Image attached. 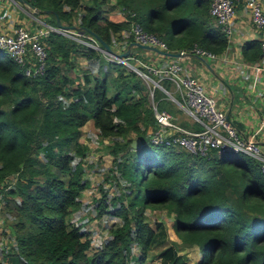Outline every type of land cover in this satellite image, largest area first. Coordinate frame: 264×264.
Returning a JSON list of instances; mask_svg holds the SVG:
<instances>
[{
  "label": "trees",
  "instance_id": "trees-1",
  "mask_svg": "<svg viewBox=\"0 0 264 264\" xmlns=\"http://www.w3.org/2000/svg\"><path fill=\"white\" fill-rule=\"evenodd\" d=\"M27 1L38 13L49 10L45 21L51 25H57L56 19L70 25L69 18L82 7L78 31L95 33L113 50L112 36L132 22L162 39L169 51L178 33L189 38L183 49L195 42L215 53L225 43L207 13L210 0ZM118 6V21L109 19L107 14ZM42 40L45 65L32 76L24 73L26 62L19 64L0 49V193L7 195L0 216L10 217L14 234L7 264H145L152 247L170 243L164 223L155 221L152 228L146 210L171 217L180 243L196 246V264H264V172L259 161L244 152L200 155L147 142L145 128L153 125V114L140 77L63 34L50 32ZM77 56L97 60V73L87 69L82 81L70 76ZM163 83L169 86V81ZM89 119L96 143L112 140L105 147L118 187L116 194L102 191L94 200V216L119 220L93 252H88L90 240H82L80 226L70 222L88 184L89 146L79 138ZM133 136L140 141L137 149L129 145ZM11 175L16 179L8 188ZM160 253L159 264L187 260L168 247Z\"/></svg>",
  "mask_w": 264,
  "mask_h": 264
},
{
  "label": "built area",
  "instance_id": "built-area-1",
  "mask_svg": "<svg viewBox=\"0 0 264 264\" xmlns=\"http://www.w3.org/2000/svg\"><path fill=\"white\" fill-rule=\"evenodd\" d=\"M246 3L250 10L251 22L261 33L259 47L264 52V11L260 6L259 0H246ZM208 13L219 25L222 32L229 33L230 24L235 13V1L210 0ZM37 23H39V26L36 27H27L22 24L16 25L11 32L0 30V49L4 50L16 62H26V73L30 71L41 72L43 70L45 44L41 38L46 37L50 32L60 33L74 39L79 36L77 27H66L65 29L62 26L51 25L41 20ZM55 27L62 29L63 32L56 31ZM120 36H132L135 41L141 44L155 46L162 51H169L162 39L153 33L143 31L134 22L130 24L128 29L123 30ZM88 38L90 37L88 36ZM81 39L80 41L89 43V41L84 39L83 33ZM93 40L91 39V42ZM98 46V48H101L99 42ZM177 52L178 55L176 57H183L188 53L198 57H216L215 53L197 44H193L188 49L177 50ZM103 56L111 63H128L124 57L115 58L108 53L103 54ZM129 58L131 59V56ZM137 62V65H133L135 71L144 81L153 84V88L149 89L150 98L152 99L154 87L160 88L172 101L176 102L178 108L194 123V128L185 127L169 111L158 108L151 101L150 108L153 114V125L149 124L145 128L147 142L178 147L191 154L200 155L207 154L211 150H215L218 154V151L223 153L244 152L256 158L259 161L260 169L264 172V152H262L259 144L255 140L243 136L237 127L229 119H226L225 112L218 106L215 96L209 93L196 77L186 74L185 68L180 64V61L171 60L160 66ZM141 65L151 74L158 77V80H153L150 75L141 71L139 68ZM163 80L169 81L172 85V91L163 87L161 84ZM175 91L179 93L180 99H176L173 96L172 93ZM105 139H109V137ZM118 140L122 141L125 139L119 137ZM9 178L8 188H10L9 185H12L16 177L11 175Z\"/></svg>",
  "mask_w": 264,
  "mask_h": 264
},
{
  "label": "crops",
  "instance_id": "crops-1",
  "mask_svg": "<svg viewBox=\"0 0 264 264\" xmlns=\"http://www.w3.org/2000/svg\"><path fill=\"white\" fill-rule=\"evenodd\" d=\"M234 1L235 13L230 24L229 33L222 32L215 20L209 16L212 26H218L225 39L223 48L217 52L215 51V58L201 57L203 58L201 59L190 53L183 57L166 56L137 45L130 46L129 54L131 59L151 66H160L171 60L180 61V64L185 68V73L196 77L205 89L215 96L218 106L224 110L228 119L237 127L240 133L255 140L264 152V52L259 47L261 33L251 22L250 10L246 0ZM259 2L264 11V0H259ZM15 7L13 1L0 0V30L11 32L19 24L32 26L27 24L26 17L28 16L21 14V11H18L20 8L17 10ZM118 12L120 13L119 10ZM40 15L39 13L37 18ZM30 17L35 19L33 16ZM181 36L182 34L178 33L177 38L171 40L172 48L170 51L186 48L184 44L188 42L185 41L189 38ZM193 44L195 42H192ZM118 46H116L115 51H122L123 43H119ZM77 57L84 58L83 56ZM85 60L88 61L86 58ZM134 64L136 65V63ZM85 68L90 70L87 66ZM167 88L172 91L170 83ZM174 97L180 99L179 93L178 97ZM174 104L176 110L181 111L175 101ZM169 112L174 115L173 112ZM181 114L183 117L178 113H176V116L174 115L178 122L187 128H194V123L190 121L189 117L182 111ZM93 128L96 129L94 126ZM167 219L172 222L171 217L167 216ZM5 241L4 244H7L8 239ZM12 241H10V244H13ZM171 242L180 246L179 249H176L171 244V250L178 255H185L189 260V255L184 254V252L190 248L183 246L180 240H172ZM2 246L3 244L0 243V262L7 264L9 258L6 251L5 253L2 251ZM151 257L150 254L146 261H149ZM153 264H159V262Z\"/></svg>",
  "mask_w": 264,
  "mask_h": 264
},
{
  "label": "rangeland",
  "instance_id": "rangeland-1",
  "mask_svg": "<svg viewBox=\"0 0 264 264\" xmlns=\"http://www.w3.org/2000/svg\"><path fill=\"white\" fill-rule=\"evenodd\" d=\"M8 1H11V0H8ZM81 1L86 2V0H81ZM109 1L114 2V0H109ZM13 3L15 4V6H16L15 8L17 10H18V8H20V10H18V11H21V14H23V15L25 14L26 16H28V17H26V20L28 21L27 24H31L32 27L39 26V23H37V22H39V20H36L38 18H41L40 19L41 21L46 22L45 20L47 19L46 18L47 16H46L45 12L40 11V13H42V14L40 15V17L37 18V15H38V12H36L37 9L32 11V8H28L24 4H19L18 2H13ZM103 7H105V3L103 4ZM83 10L84 9L82 7L79 8L77 10L76 15L69 18V20H71L70 25H74L75 27L80 28L78 21L80 19L79 15H81ZM118 10H121L119 6L117 8H115L114 10L110 11L107 14V17H109V19H117V21H118V15L120 14L118 12ZM30 16L35 17V19L34 18L31 19ZM134 23L137 24L136 22H134ZM62 25H65V24H62ZM25 26H27V25H25ZM27 27H29V26H27ZM55 28H56V31L63 32L62 29L57 28V27H55ZM64 28L66 29V27H64ZM123 30L124 29L120 30L119 32H115V35L112 36V39L115 42V44H114L115 47L118 46L119 43H123L122 51H124L125 49L128 48L129 43L137 42V41H135V39L132 36H130V39H128L129 36H126V37L122 36L124 39L119 40L117 35H121ZM84 33L89 34L90 39H94L93 42L89 41V43H85V42L80 41V40H82L81 39L82 33H80V32L78 33L79 36L76 39L69 37V36H67V37L74 39L75 42H81L83 45L86 44V46L92 47L95 50L100 51V52H102V54L105 55L106 54L105 51H103L101 48H98L99 47L98 42L96 41L97 39L94 37V35L88 31H86V30ZM71 35H74V34H71ZM84 36H87V35H84ZM42 39L43 38H41V40ZM44 44H45V42H44ZM93 45H94V47H93ZM132 45H135V43H132L131 46ZM125 46H127V47L124 49ZM129 49H130V47H129ZM124 58L127 59V62L129 64L126 62H124L125 64L124 63H122V64L116 63V64L119 66L120 69L124 70V72H130L131 71V72H134L138 77H140L143 85L146 87V94H147L148 103L150 104V102L153 101L157 105L158 108L164 109L166 111H171V112H173V114L175 116H176V113H178L180 116L183 117V115L181 114V111L176 110L174 101H172L167 96V94L164 93L160 88L154 87L153 95H152V99H151L149 96V89L153 88V84H151L150 82L144 81L141 78V76L135 71V69L133 68V65H135L134 63H136V65H137V63H138L137 61L130 59L129 55L125 56ZM23 63H25V62H23ZM23 63H19V64H23ZM44 65H45V61H44ZM91 65H93V66L90 68ZM86 66L88 68H90L91 73H97V67H98V61L97 60L96 61H89V60L86 61L85 58L76 57V62H75V65L73 66L74 69H72V71L69 72V75L74 77L75 79L78 78L79 81H82L83 80L82 75L87 73V69L85 68ZM134 67H137V66H134ZM139 68L141 69V71H143L147 75H150L153 80H155V81L158 80V77L151 74L143 65H141ZM24 73H25V75H31L32 76V75H35L36 73L39 74L41 72L30 71V72L26 73L24 70ZM113 75H116L115 71L112 72L111 77H113ZM161 84L163 85V87L167 88V86L164 85L163 81L161 82ZM173 95L178 97L177 92H175ZM64 101H67V100L65 99ZM86 122L81 127L82 134L79 138V141L85 142L89 146V151H88L86 160L88 162H91V165L89 167H86L85 175H84L88 184H87V187L81 193V196L79 199L81 202V205H80L79 209L73 213L72 218L70 219V222L73 225L77 224L78 226H80L79 231L84 234L82 240H84V239L90 240V248H89L88 252H93L101 244V242L107 238L106 229L109 228L110 226L114 225V224L119 223V220L117 218L109 217L108 215H105V214L101 215V217H98V218L95 217L94 216V210H93V208L95 206L94 200L98 199L100 197L102 191H106L107 196H111L113 194H116L118 191V187H116V179H114L112 177L113 175L109 171V167L111 166L112 161H111V156L109 155V153H107L108 151L105 147V145H111L112 140H110L111 138L103 139L100 143H96L94 141V137L96 135V129L93 128L90 119L87 120ZM88 137H90L91 140H89ZM118 138H117V140H118ZM141 140L145 141V137L141 136ZM118 141H120V140H118ZM9 187H11V185H9ZM1 189H3V188L1 187ZM5 197H4V193L1 192L0 193V211H2V210L6 211L5 205H6L7 195H5ZM110 209H111V207H109L107 209V211H110ZM145 215L147 216L148 220L150 221L152 228H154V222L155 221H160V222L162 221L164 223L165 228H166V233H167V240L170 242V243L165 242L164 245L160 246L159 248L158 247H152L151 248L150 254L152 257L149 261H146L145 264H153L155 262H160L161 257L163 258V256L160 253V250L163 247H165V248L170 247L171 248V246H172L171 244H173L171 241L172 240L176 241L178 239L176 238V236L173 232V229L171 227L172 222L169 219H167V215L164 212L157 211V210H154L152 212L150 210H146ZM11 223H12V220L10 219V217L8 215L0 216V243L3 244L2 251L4 253L10 245V241L13 240L12 242L14 243V239H13L14 234H13V230L11 227ZM7 239H8L7 244H4V242H6L5 240H7ZM173 245L176 249L180 248V246L178 244H173ZM189 248L190 249H188L187 251L184 252V254L189 255V257H188L189 260L184 261V263L185 264H196V262L198 261L199 256H200L199 252H198L196 246H191ZM181 254H183V253H181Z\"/></svg>",
  "mask_w": 264,
  "mask_h": 264
},
{
  "label": "water",
  "instance_id": "water-1",
  "mask_svg": "<svg viewBox=\"0 0 264 264\" xmlns=\"http://www.w3.org/2000/svg\"><path fill=\"white\" fill-rule=\"evenodd\" d=\"M13 2H18L20 4H24L25 6H27L28 8H32V11L35 10V8L31 5V3H29L27 0H11ZM37 12V11H36ZM45 13H48L49 10H45L44 11ZM56 24L58 26H62V27H75L74 25H60V23L57 21L56 19ZM94 37L97 39V41L99 42V44L101 45V49L103 51H105L106 53L114 56L115 58H123L125 56L128 55L129 53V47L131 46L132 43H135V45L137 46H140V47H144V48H147V49H151L153 51H156L158 53H161V54H164V55H168V56H177L178 55V52L177 51H162V50H159L157 47L155 46H150V45H146V44H141V43H138V42H132V43H129L128 44V48L125 49L124 51H121V52H116L114 51L103 39H101L100 36L94 34L93 32H91ZM201 58V57H200ZM203 59V58H201ZM204 61V60H203ZM225 117L226 119H228V116L227 114H225ZM132 148L134 149H137L139 146H140V141L138 138H132L130 140V144H129ZM219 154H222L223 152L222 151H218Z\"/></svg>",
  "mask_w": 264,
  "mask_h": 264
},
{
  "label": "clouds",
  "instance_id": "clouds-1",
  "mask_svg": "<svg viewBox=\"0 0 264 264\" xmlns=\"http://www.w3.org/2000/svg\"><path fill=\"white\" fill-rule=\"evenodd\" d=\"M38 14H39V13H38ZM114 51H115V50H114ZM116 52H118V51H116ZM119 52H121V51H119ZM128 55L130 56V54H128ZM132 138H135V137H132ZM132 138H131V139H132ZM136 138H137V137H136Z\"/></svg>",
  "mask_w": 264,
  "mask_h": 264
}]
</instances>
